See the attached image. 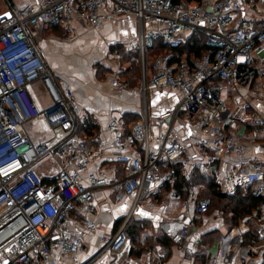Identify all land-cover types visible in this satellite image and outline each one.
<instances>
[{
	"label": "built area",
	"instance_id": "obj_1",
	"mask_svg": "<svg viewBox=\"0 0 264 264\" xmlns=\"http://www.w3.org/2000/svg\"><path fill=\"white\" fill-rule=\"evenodd\" d=\"M0 3L7 6L0 14V264H96L105 255L110 264H137L126 223L101 237L96 257L81 259L84 236L98 229L93 217L101 191L111 192L117 204L131 199V214L140 206L156 209L167 193L185 211L205 215L211 200L199 198L198 186L184 187L185 198L175 190L180 176L189 181L197 173L225 195L242 191L264 199V158L227 165L232 155H246V143L264 141V115L251 100L264 89V20L258 24L241 15L254 10L256 0H32L17 8L11 0ZM124 16L137 20L139 32L124 49L129 61L123 64L118 50L114 61L122 71L132 63L140 68L137 90L145 101L161 90L178 93L180 101L155 126L148 103L129 129L113 117V164L90 172L104 146L96 139L90 147L77 134L80 108L73 92L55 80L34 37L53 25L99 29ZM196 34L205 38L207 52L176 57L173 51ZM158 40L170 53L150 59ZM111 85L133 88L119 76ZM35 125H42L46 139L30 136L28 127ZM170 237L187 264H195L194 250L185 247L189 225ZM219 260L226 259L212 264Z\"/></svg>",
	"mask_w": 264,
	"mask_h": 264
},
{
	"label": "crops",
	"instance_id": "obj_2",
	"mask_svg": "<svg viewBox=\"0 0 264 264\" xmlns=\"http://www.w3.org/2000/svg\"><path fill=\"white\" fill-rule=\"evenodd\" d=\"M30 1L32 0H15L19 6ZM256 5L254 10H244L241 15L244 19H251L260 24L264 20V0H256ZM138 32L137 20L132 16H124L104 22L99 29L74 23L70 31H64L53 25L34 37L35 44L55 80L67 82L73 92L74 100L80 108L78 121L81 128L77 134L86 139L90 147H96V139L104 146L105 154L95 159L90 172L113 164V141L109 130L113 117H118L124 128L129 129L134 123L127 122L126 117L141 119L144 103H148L149 119L155 126L157 118L174 109L180 101L178 93L169 90L156 91L145 101L135 87L132 90L119 91L111 85L115 76L123 78L122 70L113 59V53L124 50ZM82 38H85L84 41ZM39 88L38 86L36 89ZM251 100L254 108L264 115V89L259 88L258 97H251ZM245 147L246 155L241 158L232 155L227 160V165L247 160L251 156L264 158L263 139L248 142ZM198 189L201 192L200 186ZM95 207L93 218L98 229L95 234L86 233L84 236L81 259L85 262L98 255L102 236H113L125 223L127 226L130 220H135L143 224L141 243L146 237L155 236L154 233L159 231L155 230L156 228L167 226L168 231L178 232L183 225H189V240L185 247L194 250L192 261L195 264H212L215 258L221 256L226 260H219L216 264H248L251 260H254L255 264H264L262 210L260 216L254 212L252 216L247 217L248 221L240 219L234 226L231 214L226 215L216 209L208 215H196L191 209L185 211L181 203L172 201L167 193H164L156 209L140 206L131 214V199L117 204L111 192L101 191L96 194ZM149 226L151 229L147 230ZM224 228L229 231L227 236L221 234ZM250 231H259L260 235L256 234L259 239H254L253 234L250 236ZM205 235L213 238L209 246L203 244ZM227 237L230 240L225 251ZM202 253L205 259H196L197 254ZM110 260L108 255L101 256L96 264H110ZM132 260L137 264H187L184 250L175 245H172L169 253L157 245L145 252L141 258L132 257Z\"/></svg>",
	"mask_w": 264,
	"mask_h": 264
},
{
	"label": "trees",
	"instance_id": "obj_3",
	"mask_svg": "<svg viewBox=\"0 0 264 264\" xmlns=\"http://www.w3.org/2000/svg\"><path fill=\"white\" fill-rule=\"evenodd\" d=\"M178 2L179 0H175ZM190 2H200L201 0H188ZM123 53V64L127 63L130 56L124 52L123 49L119 50ZM207 52L205 47V38L202 35L196 34L189 37L185 47L173 51L176 57H180L184 53L188 55H194L196 58L200 57L203 53ZM170 50L163 44L162 40L156 41L155 48L153 49L151 56L165 55L169 54ZM140 68L135 64L128 65L125 71L121 72L122 79L127 80L130 85L137 88L140 80ZM127 122L135 123L138 122V117L132 119L127 118ZM81 128V123L78 121V130ZM188 186H200L201 192L199 193V198H208L211 200V207L209 212L215 211L216 209L223 211L226 215L231 214L235 226L238 224L239 220L246 217L252 216L255 212L257 216H260L261 205L264 203L263 198H254L249 193H243L242 191L236 192L234 195H225L217 187L216 183L210 178H204L197 173L192 174L189 181L185 180L183 176H180L175 190L179 193L182 198H185L187 194L183 191L184 187ZM126 235L130 238L132 242V253L131 257L137 259L153 249L155 246H161L165 252L169 253L173 243L170 237L171 233H176V231H168L167 226H163L159 229L157 235L146 237L141 243V235L144 232L143 224L135 220H130L125 228ZM213 238L209 235L204 236L203 244L205 246L211 245ZM196 259H205V255L197 254Z\"/></svg>",
	"mask_w": 264,
	"mask_h": 264
},
{
	"label": "rangeland",
	"instance_id": "obj_4",
	"mask_svg": "<svg viewBox=\"0 0 264 264\" xmlns=\"http://www.w3.org/2000/svg\"><path fill=\"white\" fill-rule=\"evenodd\" d=\"M11 2L13 3V5L17 8V5H16V2L15 0H11ZM7 11V6L4 4V3H0V14L1 13H4ZM41 31V30H40ZM39 31V32H40ZM39 32H37L36 34H39ZM85 38H82V40L84 41ZM84 44V43H83ZM151 53L150 52V59H152V56H151ZM99 66V65H98ZM95 67V66H94ZM40 88L39 89H36V92L35 94L39 95L41 93H43V88L41 86H39ZM47 103H48V97L47 96H43L41 99H40V104L43 106V107H46L47 106ZM138 119H140V117H138ZM30 128V129H29ZM28 132L30 134V136L35 139V140H43V139H46L45 137V131L43 132V127L42 125H35V126H32V127H28ZM245 194V193H244ZM243 220H246L248 221V218H244ZM249 223H251V220H249ZM148 229H151V227L149 226L147 228ZM155 230H159L158 228H156ZM155 232V231H154ZM229 233L228 229L227 228H224L223 231H222V236H227ZM155 235H157V232L154 233ZM253 234V236H252ZM256 234H259V231L255 233V231H250V236H252L254 239L255 238H258L259 239V236L256 237ZM260 235V234H259Z\"/></svg>",
	"mask_w": 264,
	"mask_h": 264
},
{
	"label": "water",
	"instance_id": "obj_5",
	"mask_svg": "<svg viewBox=\"0 0 264 264\" xmlns=\"http://www.w3.org/2000/svg\"><path fill=\"white\" fill-rule=\"evenodd\" d=\"M8 18L10 17L9 15H6ZM3 18V17H2ZM2 18H0V20L2 19ZM229 237H227L226 239H225V251H226V245L229 243Z\"/></svg>",
	"mask_w": 264,
	"mask_h": 264
},
{
	"label": "snow or ice",
	"instance_id": "obj_6",
	"mask_svg": "<svg viewBox=\"0 0 264 264\" xmlns=\"http://www.w3.org/2000/svg\"><path fill=\"white\" fill-rule=\"evenodd\" d=\"M145 215H146V213H145Z\"/></svg>",
	"mask_w": 264,
	"mask_h": 264
}]
</instances>
